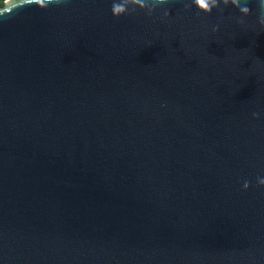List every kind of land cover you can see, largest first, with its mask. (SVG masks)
Wrapping results in <instances>:
<instances>
[{
  "label": "water",
  "instance_id": "1",
  "mask_svg": "<svg viewBox=\"0 0 264 264\" xmlns=\"http://www.w3.org/2000/svg\"><path fill=\"white\" fill-rule=\"evenodd\" d=\"M187 2L0 17V264H264V3Z\"/></svg>",
  "mask_w": 264,
  "mask_h": 264
},
{
  "label": "clouds",
  "instance_id": "2",
  "mask_svg": "<svg viewBox=\"0 0 264 264\" xmlns=\"http://www.w3.org/2000/svg\"><path fill=\"white\" fill-rule=\"evenodd\" d=\"M40 5L45 8V11L49 9L51 5H64L67 3V0H38ZM125 2V0H123ZM23 4H30L32 3V0H22ZM171 3V0H145V6L143 8H137V7H127L121 9V15L126 16L130 14V11L132 13L135 12L136 9H140L144 11L149 16H154L158 12H162L164 18H168L170 13L168 9L163 8L162 6L168 5ZM261 3H264V0H261ZM228 0H223V5H227ZM17 0H0V17H3L5 14H9L11 10L16 9ZM211 5L212 7H209ZM221 4V0H189V2L185 3L184 7L186 10H191L192 8H195L199 11L200 14H203L205 16H211L214 12H220L223 13V9H227L228 7H225ZM12 6V7H9ZM41 10V9H40ZM250 9L243 8L238 10L239 16L235 17L234 19L237 21H242L244 14L250 13ZM113 15L117 16L116 8L115 6L112 9ZM258 22L260 25V28H264V10H261L258 13ZM213 31H219L218 28H213ZM256 115L255 113L253 114ZM258 185L260 187H264V177L258 178ZM244 190L247 191L250 188V184L245 181L244 182Z\"/></svg>",
  "mask_w": 264,
  "mask_h": 264
}]
</instances>
